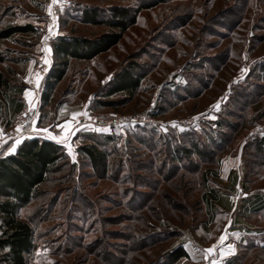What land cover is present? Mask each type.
<instances>
[{
	"label": "rangeland",
	"instance_id": "obj_1",
	"mask_svg": "<svg viewBox=\"0 0 264 264\" xmlns=\"http://www.w3.org/2000/svg\"><path fill=\"white\" fill-rule=\"evenodd\" d=\"M50 5L51 0H0V25L38 22L33 34L0 40V72L16 86L14 100L0 110V137H6L28 106H36L38 114L26 139L54 140L49 137L56 136L57 142L63 138L58 126L74 112L86 113L77 117L75 133L68 140L72 154L58 143L75 166L70 176L64 183L44 185L43 196L20 211L21 219L41 236L33 264H167L159 259L176 246H185L191 256L200 252L211 235V216L202 200L206 170L218 174L217 180L208 178V186L226 196L239 200L255 192L264 196V161L250 146L264 134H254L264 130L260 69L264 65V0H60L56 26ZM144 5L151 8L139 13L136 24L110 51L92 61H70L65 78L43 105L40 71L45 70L47 77L53 62L52 51L43 49H51L57 37L93 39L108 31L105 26L83 23L82 9L108 14L113 8L133 11ZM131 64L143 74L139 91L133 98L106 99L107 83ZM104 102L114 106L103 107ZM93 117L106 122L140 118L143 123L97 129L84 124ZM226 123L232 126L218 125ZM87 135L97 140L113 137L105 149L111 158L113 149L119 151L126 167L123 173L138 160L152 157L146 144L139 143L147 138L162 142L158 150L166 145L163 141L172 148L175 142H187L188 136L208 147H213L212 142L217 146L212 162L193 157L185 165L168 162L164 168L157 160L156 171L138 173L149 185L130 186L124 198L121 191L127 186L116 183L111 175L93 172L77 152L90 143ZM251 222L264 228V217L254 216ZM176 264H194V260Z\"/></svg>",
	"mask_w": 264,
	"mask_h": 264
},
{
	"label": "trees",
	"instance_id": "obj_2",
	"mask_svg": "<svg viewBox=\"0 0 264 264\" xmlns=\"http://www.w3.org/2000/svg\"><path fill=\"white\" fill-rule=\"evenodd\" d=\"M157 4L159 3L157 2ZM150 8V5H144L132 11L117 7L108 10V14H101L96 9H82L80 19L83 23L105 26L108 31L93 39L62 36L52 41L53 62L45 80V90L41 95L43 105L48 104L55 87L65 78L70 61H92L99 55L110 51L120 42L123 34L136 24L139 13ZM0 27V40L2 41L18 34L27 35L35 32L34 27L29 24L21 26L7 23L4 26L0 25ZM136 68L135 64L124 67L107 83L104 97L109 99L114 96L125 95L133 98L140 89L143 75L141 72L138 73ZM260 69L264 74V65ZM15 87L11 84L8 76L0 72V110L14 100L12 97L14 92L12 91L15 90ZM101 105L108 108L114 106L112 102H104ZM218 125L226 128L232 126V124L227 123L225 126ZM86 139L90 143L78 148L77 152L84 157L93 172H101L102 177L111 175L116 183L127 186L128 189L125 187L121 191L124 198L130 193L131 187L138 188L149 185L144 179L145 177L138 173L145 171L151 174L156 171L157 160L160 166L164 168L168 162L178 163L181 166L185 165L186 162H191L193 157H197L200 161L212 162L217 146L215 142H212L209 144L213 147H208L200 143L194 136H188L187 142L182 144L175 142L172 148H169L171 146L169 142L163 141L166 145L158 150V144L162 142L156 143L151 140L152 138H147L142 142L139 141V143L146 144L152 157H148L147 160H138L131 171H128L127 168V172L131 174L121 177V174H127V172L123 173L126 167L122 155L117 149H113V157L111 158V152L109 153L105 149V145L113 141V137L104 136L97 140V137L87 135ZM162 139L165 140L164 137L159 138L160 141ZM208 139L211 141L212 136L209 135ZM250 146L252 151L256 152L264 161V134L253 139ZM9 147L10 145H8ZM74 167L70 164L69 156L64 147L48 139H24L13 154L5 156L0 154V263L26 264V258L37 248L34 238L38 241L41 236L40 234L35 235L29 221L21 219L20 211L28 207L35 198L43 196L42 188L44 185L57 182L64 183ZM62 172H66V174L56 178L55 175ZM132 173L137 174L133 176ZM217 177L216 170L214 172L206 170L202 177V185L205 188L202 200L206 203L210 216L216 209L215 203L221 199V193L218 189L208 186L207 181L208 178L217 180ZM156 184L152 181L153 186L156 187ZM75 194L80 201L86 202L82 196ZM263 199L264 196L258 192L247 196L242 204L243 215L250 216L252 214L255 217H264ZM139 215L142 220V215ZM162 256L159 262L164 263L165 261L167 264H176L188 257L181 245L170 249Z\"/></svg>",
	"mask_w": 264,
	"mask_h": 264
},
{
	"label": "crops",
	"instance_id": "obj_3",
	"mask_svg": "<svg viewBox=\"0 0 264 264\" xmlns=\"http://www.w3.org/2000/svg\"><path fill=\"white\" fill-rule=\"evenodd\" d=\"M31 25L35 27L38 22L34 21ZM51 141L58 144L55 140ZM8 145L11 147L12 144L7 143L6 137H0V154L5 156L15 152H9ZM220 193L221 199L215 203L216 209L211 215L209 223L211 235L208 242L202 246L200 252L195 251L192 256L189 250L182 245L188 256L182 260L192 259L194 264H212L213 260L217 264H264L261 261L264 260V228L252 225L251 220L254 215L249 216L242 213L243 200L247 196H243L239 200L238 196L231 198L230 195L226 196L222 191ZM222 236H226L223 243L220 242ZM36 240L34 238V242ZM230 245L232 246L231 250L229 249ZM208 248H214V251L208 253L206 251ZM34 258H37V248L26 258V264H33L32 259L35 260Z\"/></svg>",
	"mask_w": 264,
	"mask_h": 264
},
{
	"label": "built area",
	"instance_id": "obj_4",
	"mask_svg": "<svg viewBox=\"0 0 264 264\" xmlns=\"http://www.w3.org/2000/svg\"><path fill=\"white\" fill-rule=\"evenodd\" d=\"M52 2V0H51ZM52 8V21L55 23V26L58 23V18L61 14V9L59 3L51 5ZM53 17H55V20H53ZM41 77H42V87L45 84L46 80V71L43 70L42 72L40 71ZM38 114V109L36 106H28L25 108V110L20 113V115L16 118L13 127L11 130L8 132L6 135V140L7 143H14L16 139H19L20 141H23L26 139V136L28 133H30V128L32 125L35 123L36 118ZM151 124L154 123L152 121H149ZM143 123V119H138V118H131V117H122L119 119L112 120L111 122H106L102 118L98 117H93V118H88L84 120V124H91L97 129H111L112 127H115L117 124H131V125H138ZM264 130L257 129L256 132L254 133L255 135L258 132H263Z\"/></svg>",
	"mask_w": 264,
	"mask_h": 264
},
{
	"label": "snow or ice",
	"instance_id": "obj_5",
	"mask_svg": "<svg viewBox=\"0 0 264 264\" xmlns=\"http://www.w3.org/2000/svg\"><path fill=\"white\" fill-rule=\"evenodd\" d=\"M52 3L53 4H57V3H60V0H52ZM49 15H52V8H51V5L49 6ZM53 20H55V17H53ZM52 33V25H49V34ZM45 40L48 39V36H45L44 38ZM44 52L46 53H50L51 52V49L46 47L43 49ZM45 64H47L49 61L45 58L44 61H43ZM39 80H40V76L39 74L37 73L36 74V83L37 85L39 84ZM26 96H30L31 93L29 92H26L25 93ZM80 115H86V113H78V112H74L72 113L71 115V118L65 120L62 124H60L58 127L60 129V132L63 133V138L62 139H59L57 140L58 143H62L65 145V147L68 148V154L71 155L72 154V149H71V145L68 143V140L70 139V137H72L75 133V123H76V120H77V117L80 116ZM42 131H45L47 132L48 130L47 129H44ZM50 139H54L56 140L57 137L56 136H50L49 137ZM21 143V141L19 139H16L14 143H12L11 147L8 148V151L9 152H14L17 145H19ZM226 239V236H222L221 237V243H223V241ZM231 245L229 246V249L231 250ZM208 253H212L214 251V248H208L206 250ZM223 256V253L221 254ZM212 264H217V262L215 260H213Z\"/></svg>",
	"mask_w": 264,
	"mask_h": 264
}]
</instances>
